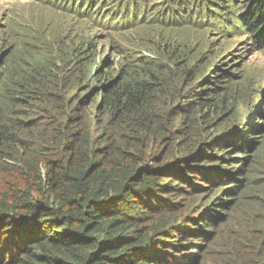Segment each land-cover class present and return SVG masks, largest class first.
<instances>
[{
	"label": "trees",
	"instance_id": "obj_1",
	"mask_svg": "<svg viewBox=\"0 0 264 264\" xmlns=\"http://www.w3.org/2000/svg\"><path fill=\"white\" fill-rule=\"evenodd\" d=\"M52 2L75 19L0 58V264H264L257 89L179 29L264 49V0Z\"/></svg>",
	"mask_w": 264,
	"mask_h": 264
},
{
	"label": "rangeland",
	"instance_id": "obj_2",
	"mask_svg": "<svg viewBox=\"0 0 264 264\" xmlns=\"http://www.w3.org/2000/svg\"><path fill=\"white\" fill-rule=\"evenodd\" d=\"M52 1L55 0H0V58H3L6 51L10 48L12 49V47L19 49L20 52L28 50L29 47L25 43L30 42L29 38L42 36L46 40L52 39L51 35L45 34L47 28L50 27L52 33L58 34L62 27L66 26L68 20L71 18L75 19L72 14L75 13V10L59 8ZM58 1L56 0V3ZM149 1L144 0L146 4ZM161 11H163V8L160 9ZM149 12L152 14V7ZM188 13L189 10L185 12L186 15ZM67 15L71 16L68 18ZM47 17L49 27L40 22ZM57 21L58 23H56ZM81 25L83 26L81 31H85V24L81 23ZM230 27L229 29H221L216 25H212L209 31L206 28L197 30L194 27L185 25L179 29L184 32H192L197 39L192 40L191 43L199 44L200 52L210 50L211 53H214L218 66H223L224 61L226 64L233 63L236 65V75L242 74L244 78L246 77L247 82H249L248 78L252 77L249 83H252L254 85L253 89L257 90L244 98L245 100L241 104V121L250 126L256 125V129L264 123V49L257 47V43L248 34H234L235 30L233 29H237L238 26ZM123 29L125 28H120L119 25H101L99 29L93 28L86 33L88 35L97 33L98 37L101 38L100 44H103L107 49V44H109L110 40L109 35L116 33L115 35L122 40L125 38L132 39L129 33L133 29L121 32ZM157 29L160 28L141 26L139 33L148 36L150 31ZM69 30H71V27H68ZM164 31L170 34L168 29ZM137 40L134 41L136 46L151 52L153 48L147 40L142 37ZM23 45L25 48L22 47ZM111 51L112 48L107 49L104 55Z\"/></svg>",
	"mask_w": 264,
	"mask_h": 264
}]
</instances>
